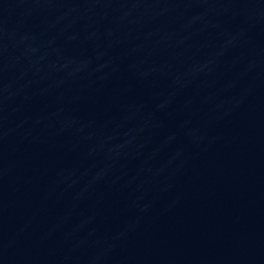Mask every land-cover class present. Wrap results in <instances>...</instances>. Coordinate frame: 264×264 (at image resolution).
I'll return each instance as SVG.
<instances>
[{"label":"water","instance_id":"water-1","mask_svg":"<svg viewBox=\"0 0 264 264\" xmlns=\"http://www.w3.org/2000/svg\"><path fill=\"white\" fill-rule=\"evenodd\" d=\"M0 264H264V0H0Z\"/></svg>","mask_w":264,"mask_h":264}]
</instances>
